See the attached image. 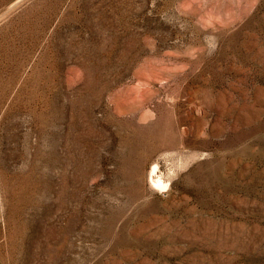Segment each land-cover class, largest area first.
I'll return each mask as SVG.
<instances>
[{
    "label": "rangeland",
    "instance_id": "374dc122",
    "mask_svg": "<svg viewBox=\"0 0 264 264\" xmlns=\"http://www.w3.org/2000/svg\"><path fill=\"white\" fill-rule=\"evenodd\" d=\"M0 264H264V0H0Z\"/></svg>",
    "mask_w": 264,
    "mask_h": 264
},
{
    "label": "bare ground",
    "instance_id": "6f19581e",
    "mask_svg": "<svg viewBox=\"0 0 264 264\" xmlns=\"http://www.w3.org/2000/svg\"><path fill=\"white\" fill-rule=\"evenodd\" d=\"M157 185H161V186H164V182H162V180L161 179H159L158 181H157ZM166 185V184H165Z\"/></svg>",
    "mask_w": 264,
    "mask_h": 264
}]
</instances>
